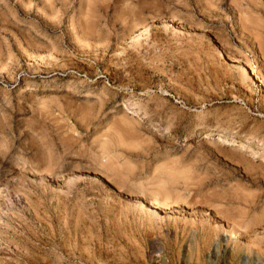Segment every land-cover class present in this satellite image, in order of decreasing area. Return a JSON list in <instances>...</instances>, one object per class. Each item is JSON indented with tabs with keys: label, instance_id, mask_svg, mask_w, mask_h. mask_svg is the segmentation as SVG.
Wrapping results in <instances>:
<instances>
[{
	"label": "rangeland",
	"instance_id": "rangeland-1",
	"mask_svg": "<svg viewBox=\"0 0 264 264\" xmlns=\"http://www.w3.org/2000/svg\"><path fill=\"white\" fill-rule=\"evenodd\" d=\"M0 264H264V0H0Z\"/></svg>",
	"mask_w": 264,
	"mask_h": 264
},
{
	"label": "bare ground",
	"instance_id": "bare-ground-1",
	"mask_svg": "<svg viewBox=\"0 0 264 264\" xmlns=\"http://www.w3.org/2000/svg\"><path fill=\"white\" fill-rule=\"evenodd\" d=\"M136 118V117H135ZM207 132V131H206ZM207 134V133H206ZM218 136V135H217ZM210 137V136H209ZM221 137H223V136H221ZM229 139V138H228ZM232 139V138H231ZM224 141V140H223ZM237 143V142H236ZM240 143V142H239ZM263 151V150H262Z\"/></svg>",
	"mask_w": 264,
	"mask_h": 264
}]
</instances>
